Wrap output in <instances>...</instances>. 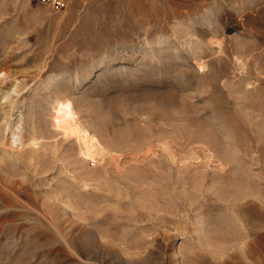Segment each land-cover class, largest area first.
Wrapping results in <instances>:
<instances>
[{"label": "rangeland", "instance_id": "obj_1", "mask_svg": "<svg viewBox=\"0 0 264 264\" xmlns=\"http://www.w3.org/2000/svg\"><path fill=\"white\" fill-rule=\"evenodd\" d=\"M0 264H264V0H0Z\"/></svg>", "mask_w": 264, "mask_h": 264}, {"label": "bare ground", "instance_id": "obj_2", "mask_svg": "<svg viewBox=\"0 0 264 264\" xmlns=\"http://www.w3.org/2000/svg\"><path fill=\"white\" fill-rule=\"evenodd\" d=\"M102 65H103V63L101 62L99 64V66H102ZM54 122H55V125L58 127V129L63 130L62 132H64L67 135V137L75 136L77 141L80 142V144L82 145V150H80L82 152V153L80 152L82 154L81 155L82 158H83V156L85 158H87V157H93L94 158V156L96 155L95 153H97V152L102 153V150H103L102 145L104 143L103 144L100 143L99 142L100 140L97 139L98 137L96 138L95 136H93V134L91 135L88 130L86 131V129H84L82 127L83 124L80 123V121H78V118L74 112L72 103L70 101L67 100L65 102H60L58 104V106L55 110V113H54ZM64 133H62V134H64ZM17 139L21 140L20 133L18 134V137H15V140H17ZM33 142H34L33 145L37 146L35 144V141H33ZM104 149H106V148L104 147ZM147 151H151V150L148 148ZM98 153H97V155H99ZM112 154H111V157L113 156ZM102 156H103V154H102ZM114 157H117V156H114Z\"/></svg>", "mask_w": 264, "mask_h": 264}, {"label": "built area", "instance_id": "obj_3", "mask_svg": "<svg viewBox=\"0 0 264 264\" xmlns=\"http://www.w3.org/2000/svg\"><path fill=\"white\" fill-rule=\"evenodd\" d=\"M41 3L51 7L54 10H63L66 7L67 0H40Z\"/></svg>", "mask_w": 264, "mask_h": 264}]
</instances>
